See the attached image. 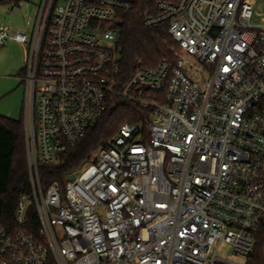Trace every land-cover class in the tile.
I'll return each instance as SVG.
<instances>
[{
  "label": "built area",
  "instance_id": "obj_1",
  "mask_svg": "<svg viewBox=\"0 0 264 264\" xmlns=\"http://www.w3.org/2000/svg\"><path fill=\"white\" fill-rule=\"evenodd\" d=\"M137 0H44L28 44L24 120L31 194L0 224V264H234L264 236V0H158L174 57L119 88L116 22ZM121 96L151 109L124 123L72 179L58 163ZM71 175V174H70ZM246 264V263H245Z\"/></svg>",
  "mask_w": 264,
  "mask_h": 264
},
{
  "label": "trees",
  "instance_id": "obj_2",
  "mask_svg": "<svg viewBox=\"0 0 264 264\" xmlns=\"http://www.w3.org/2000/svg\"><path fill=\"white\" fill-rule=\"evenodd\" d=\"M24 0H0L1 5L18 7ZM158 0H137L136 9L125 13L116 22L118 28L117 53L120 64L119 88L127 83L139 67H155L165 57L173 58L176 42L168 34V27L145 28L142 17L154 11ZM25 70L22 69V72ZM22 74V73H21ZM151 109L142 108L116 96L101 120L91 127L85 137L61 156L58 163L39 164L43 187L63 184L76 173L101 147H108L124 123H144L150 119ZM27 159L24 107L22 117L14 119L0 114V224H12L14 209L23 194H31ZM246 264H264V236Z\"/></svg>",
  "mask_w": 264,
  "mask_h": 264
},
{
  "label": "rangeland",
  "instance_id": "obj_3",
  "mask_svg": "<svg viewBox=\"0 0 264 264\" xmlns=\"http://www.w3.org/2000/svg\"><path fill=\"white\" fill-rule=\"evenodd\" d=\"M44 0H24L20 6H0V22L31 32L34 20L39 16ZM29 45L7 42L0 47V114L14 119L22 117L26 97V86L22 74L26 71ZM25 70L22 72V69ZM22 73V74H21ZM217 255L234 264H245L246 260L231 254V246L221 243Z\"/></svg>",
  "mask_w": 264,
  "mask_h": 264
},
{
  "label": "crops",
  "instance_id": "obj_4",
  "mask_svg": "<svg viewBox=\"0 0 264 264\" xmlns=\"http://www.w3.org/2000/svg\"><path fill=\"white\" fill-rule=\"evenodd\" d=\"M8 42H11V43H14V44H17L16 41H13V40H9ZM19 44V43H18Z\"/></svg>",
  "mask_w": 264,
  "mask_h": 264
},
{
  "label": "water",
  "instance_id": "obj_5",
  "mask_svg": "<svg viewBox=\"0 0 264 264\" xmlns=\"http://www.w3.org/2000/svg\"><path fill=\"white\" fill-rule=\"evenodd\" d=\"M73 177H74L73 174H71V175L68 176L69 179H72Z\"/></svg>",
  "mask_w": 264,
  "mask_h": 264
}]
</instances>
